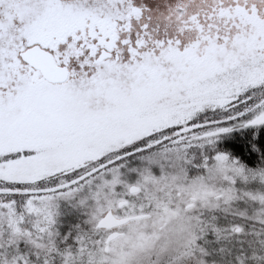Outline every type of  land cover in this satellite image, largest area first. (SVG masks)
Wrapping results in <instances>:
<instances>
[{
  "label": "snow or ice",
  "instance_id": "obj_1",
  "mask_svg": "<svg viewBox=\"0 0 264 264\" xmlns=\"http://www.w3.org/2000/svg\"><path fill=\"white\" fill-rule=\"evenodd\" d=\"M0 264H264V0H0Z\"/></svg>",
  "mask_w": 264,
  "mask_h": 264
}]
</instances>
